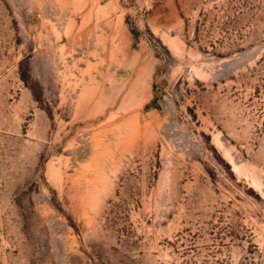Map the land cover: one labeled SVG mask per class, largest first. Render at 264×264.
Returning <instances> with one entry per match:
<instances>
[{
	"label": "rangeland",
	"instance_id": "1",
	"mask_svg": "<svg viewBox=\"0 0 264 264\" xmlns=\"http://www.w3.org/2000/svg\"><path fill=\"white\" fill-rule=\"evenodd\" d=\"M0 264H264V0H0Z\"/></svg>",
	"mask_w": 264,
	"mask_h": 264
},
{
	"label": "crops",
	"instance_id": "2",
	"mask_svg": "<svg viewBox=\"0 0 264 264\" xmlns=\"http://www.w3.org/2000/svg\"><path fill=\"white\" fill-rule=\"evenodd\" d=\"M101 84L94 85L88 79H85L83 85L78 88L75 93L71 92V115L88 118L96 109H104L109 105V98L104 95L99 97L100 88L104 92V87ZM96 99L98 101L96 102ZM90 112H92L90 114Z\"/></svg>",
	"mask_w": 264,
	"mask_h": 264
}]
</instances>
